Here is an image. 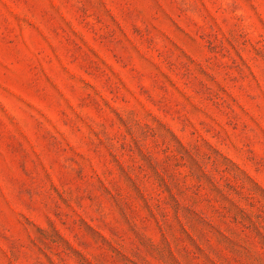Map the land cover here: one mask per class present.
I'll list each match as a JSON object with an SVG mask.
<instances>
[{"label":"rangeland","instance_id":"374dc122","mask_svg":"<svg viewBox=\"0 0 264 264\" xmlns=\"http://www.w3.org/2000/svg\"><path fill=\"white\" fill-rule=\"evenodd\" d=\"M0 264H264V0H0Z\"/></svg>","mask_w":264,"mask_h":264}]
</instances>
